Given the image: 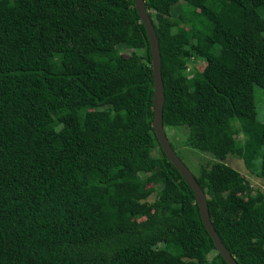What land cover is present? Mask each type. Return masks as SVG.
Masks as SVG:
<instances>
[{"label":"trees","instance_id":"trees-1","mask_svg":"<svg viewBox=\"0 0 264 264\" xmlns=\"http://www.w3.org/2000/svg\"><path fill=\"white\" fill-rule=\"evenodd\" d=\"M144 3L164 128L218 159L191 171L212 224L264 264V194L221 161L264 179V0ZM150 62L134 0H0V264H227L154 133Z\"/></svg>","mask_w":264,"mask_h":264},{"label":"water","instance_id":"water-1","mask_svg":"<svg viewBox=\"0 0 264 264\" xmlns=\"http://www.w3.org/2000/svg\"><path fill=\"white\" fill-rule=\"evenodd\" d=\"M134 7L140 17L149 40L150 53H151V70L153 77V114H152V127L157 137L159 145L168 158V160L175 166L180 172L182 177L186 180L190 188L192 189L195 200L198 206L199 215L202 223L207 230L208 234L213 240V243L221 254L227 264H238L235 258L228 251L222 240L220 239L217 231L215 230L212 221L210 219L206 195L203 189L198 184L194 174L187 167L184 161L172 148V145L167 137L164 125H163V104H164V86L161 76V55L158 43V38L155 33L154 25L149 12L145 6L144 0H134Z\"/></svg>","mask_w":264,"mask_h":264},{"label":"rangeland","instance_id":"rangeland-1","mask_svg":"<svg viewBox=\"0 0 264 264\" xmlns=\"http://www.w3.org/2000/svg\"><path fill=\"white\" fill-rule=\"evenodd\" d=\"M119 50L122 51L125 55H128L131 52L129 48H126L123 45L119 46ZM204 65L205 60H203L202 58L192 59L187 67L188 76L193 75L195 70L201 71ZM192 67H194L193 73L191 71ZM254 101L256 106L257 118L259 121L264 123V89L257 85H254ZM165 130L169 141H171V143L175 146L176 152L193 173L197 174L199 172V165L201 163H204L208 160H218L215 159L210 153L195 150L190 145H188L186 139L187 129L185 127H165ZM236 137L239 139H244L243 134L239 130ZM153 154L160 155V151L155 148ZM221 161L239 171L248 180L251 186V192L253 194L258 191L264 194V179L249 171L245 167L240 156L228 154L226 158ZM155 195V192L152 193L147 198V200L152 201L155 198Z\"/></svg>","mask_w":264,"mask_h":264}]
</instances>
